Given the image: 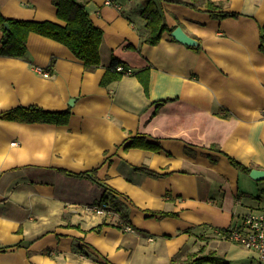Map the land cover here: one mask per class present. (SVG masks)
Segmentation results:
<instances>
[{
	"label": "crops",
	"instance_id": "1",
	"mask_svg": "<svg viewBox=\"0 0 264 264\" xmlns=\"http://www.w3.org/2000/svg\"><path fill=\"white\" fill-rule=\"evenodd\" d=\"M141 1L86 0L103 31L93 71L35 32L24 57L0 55V112L70 111L65 124L0 119V264H167L192 253L264 264L218 233L264 209V180L227 157L264 169V0H211L237 13L222 18L163 1L167 25L181 26L196 46L168 31L143 42ZM0 12L59 21L51 0H0ZM112 54L133 70L150 67L147 94L131 74L100 84ZM140 137L159 148L125 147ZM92 169L95 181L68 173ZM106 186L125 203L130 229L114 225L116 212L86 210Z\"/></svg>",
	"mask_w": 264,
	"mask_h": 264
},
{
	"label": "trees",
	"instance_id": "2",
	"mask_svg": "<svg viewBox=\"0 0 264 264\" xmlns=\"http://www.w3.org/2000/svg\"><path fill=\"white\" fill-rule=\"evenodd\" d=\"M56 8V14L59 21L52 20H28L5 17L0 12V29L2 31V40L0 43V55L11 57H24L27 51V37L30 32L54 39L66 47L82 61L85 70L93 71L100 64L99 48L103 38V31L96 26L86 8V0H51ZM172 2L183 4L194 9L203 8L213 18H222L226 16H237L236 12L223 10L220 4L211 0H142L139 7V14L144 23L143 28L139 30V35L143 42L156 44L159 42L164 31L170 32L173 27H169L165 22L161 3ZM4 23L8 24L5 28ZM259 49L264 53V24L260 26ZM118 65L126 66L125 63L115 55H111L109 65L100 79V84L106 86L119 79L126 73L118 71ZM149 70L146 66L131 71V75L137 77L141 83L144 92L148 93ZM70 111L45 110L37 105L17 106L0 112V119L14 120L18 122H47L54 124H65L68 121ZM142 147L156 150L159 146L147 141L145 138H133L125 146ZM211 149L221 150L216 145H211ZM227 155V154H226ZM229 162L237 169L248 173L251 169L237 161L230 155H227ZM150 174L152 171L146 170ZM75 176L85 177L93 181L96 180L95 169L79 173H70ZM100 183V182H99ZM97 204L107 205L118 214V221L114 223L120 229L130 226L128 213L125 203L118 198V192L110 187H104ZM166 212H161V215ZM104 222L93 228L98 231ZM223 228L218 229L221 231ZM7 247H3L5 249ZM200 253V252H199ZM108 262L107 260H105ZM167 264H223L222 261L214 257L198 253L190 254L187 259L181 263L171 260Z\"/></svg>",
	"mask_w": 264,
	"mask_h": 264
},
{
	"label": "built area",
	"instance_id": "3",
	"mask_svg": "<svg viewBox=\"0 0 264 264\" xmlns=\"http://www.w3.org/2000/svg\"><path fill=\"white\" fill-rule=\"evenodd\" d=\"M104 2L112 4V0H104ZM117 6L119 7V5ZM35 69L44 76L51 75L50 70L39 67H35ZM116 69L118 71L122 70L126 74L132 71L130 67L123 65H118ZM261 115L264 117V110ZM86 210L90 213L104 216H110L115 213L107 205L97 203L88 205ZM125 229H130V226H126ZM218 233L247 249L255 251L258 258L264 262V209L248 211L239 224L225 227Z\"/></svg>",
	"mask_w": 264,
	"mask_h": 264
},
{
	"label": "water",
	"instance_id": "4",
	"mask_svg": "<svg viewBox=\"0 0 264 264\" xmlns=\"http://www.w3.org/2000/svg\"><path fill=\"white\" fill-rule=\"evenodd\" d=\"M4 26L5 28H8L7 23H4ZM170 35L176 40L189 46H196L198 44V40L188 35L179 25L170 31ZM248 174L254 180H264V169L251 168Z\"/></svg>",
	"mask_w": 264,
	"mask_h": 264
},
{
	"label": "rangeland",
	"instance_id": "5",
	"mask_svg": "<svg viewBox=\"0 0 264 264\" xmlns=\"http://www.w3.org/2000/svg\"><path fill=\"white\" fill-rule=\"evenodd\" d=\"M250 251H251V250H250ZM251 252L253 253V252H255V251L252 250ZM256 258H257V257H256ZM221 259H222V258H220L219 260L222 261V263H223V262H224V259H222V260H221Z\"/></svg>",
	"mask_w": 264,
	"mask_h": 264
},
{
	"label": "bare ground",
	"instance_id": "6",
	"mask_svg": "<svg viewBox=\"0 0 264 264\" xmlns=\"http://www.w3.org/2000/svg\"><path fill=\"white\" fill-rule=\"evenodd\" d=\"M249 173V172H248ZM256 209H262V208H256ZM251 210H253V209H251Z\"/></svg>",
	"mask_w": 264,
	"mask_h": 264
}]
</instances>
